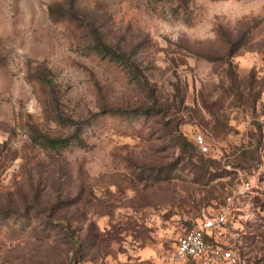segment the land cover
I'll use <instances>...</instances> for the list:
<instances>
[{
	"label": "rangeland",
	"instance_id": "rangeland-1",
	"mask_svg": "<svg viewBox=\"0 0 264 264\" xmlns=\"http://www.w3.org/2000/svg\"><path fill=\"white\" fill-rule=\"evenodd\" d=\"M94 33L128 66L86 55ZM94 113L84 146L31 140ZM248 180L251 216L217 240L264 264V0H0V264H160Z\"/></svg>",
	"mask_w": 264,
	"mask_h": 264
},
{
	"label": "built area",
	"instance_id": "built-area-1",
	"mask_svg": "<svg viewBox=\"0 0 264 264\" xmlns=\"http://www.w3.org/2000/svg\"><path fill=\"white\" fill-rule=\"evenodd\" d=\"M251 189V180L242 182L219 211L179 235L170 259L160 264H245L234 250V243L232 247L223 246L217 239L221 234L235 238L236 230L243 228L241 221L249 218V212H244L238 204Z\"/></svg>",
	"mask_w": 264,
	"mask_h": 264
},
{
	"label": "trees",
	"instance_id": "trees-1",
	"mask_svg": "<svg viewBox=\"0 0 264 264\" xmlns=\"http://www.w3.org/2000/svg\"><path fill=\"white\" fill-rule=\"evenodd\" d=\"M172 1L175 2L179 8L187 10L188 5L192 0ZM48 10L50 17L53 21L57 22L59 20H67L73 22L77 27L80 26L79 15L72 11H64L60 4H51ZM94 34V42L88 46L83 47V52L86 55H93L94 57L99 58L100 60L114 62L122 67L128 66L127 63L130 61V58L126 55V53L117 51L116 49L112 48V46L105 43L97 33ZM27 81L28 83H30L32 91L36 95L42 108L47 111V108L51 105V101H57V98L54 93L56 85L52 78V71L46 67H30ZM109 112L111 111H105L102 114H107ZM98 115L99 113H94L91 115L90 118L81 121H76L67 117L68 122L74 126V130L72 134L66 137H50L46 134H42L38 130L33 129V132L31 134V140L34 144H37L44 149L54 151H59L65 147H68L71 143H76L79 146H84V139L80 137L79 133L82 131L85 124H89L90 119H93ZM57 117L64 118L61 112L56 113L55 118L57 119ZM5 216L8 219L11 217L9 213H5ZM77 262L78 260L72 257L70 258V262L68 264H76Z\"/></svg>",
	"mask_w": 264,
	"mask_h": 264
},
{
	"label": "crops",
	"instance_id": "crops-1",
	"mask_svg": "<svg viewBox=\"0 0 264 264\" xmlns=\"http://www.w3.org/2000/svg\"><path fill=\"white\" fill-rule=\"evenodd\" d=\"M251 214H252V213H251V212H249V216H251Z\"/></svg>",
	"mask_w": 264,
	"mask_h": 264
}]
</instances>
